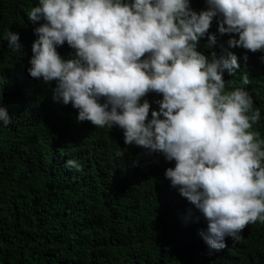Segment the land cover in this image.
Instances as JSON below:
<instances>
[{
    "label": "clouds",
    "instance_id": "clouds-1",
    "mask_svg": "<svg viewBox=\"0 0 264 264\" xmlns=\"http://www.w3.org/2000/svg\"><path fill=\"white\" fill-rule=\"evenodd\" d=\"M206 2L197 13L190 0H38L28 16L44 23L28 72L56 81L53 100L71 104L80 122L118 126L125 145L175 161L166 178L207 221L209 249L221 251L227 237L238 243L249 224H264V138L252 130L261 112L245 88L224 80L240 68L235 54L209 58L197 49L220 17L221 35L238 34L230 47L264 51V0ZM4 39L22 50L18 33L6 30ZM65 42L75 50L67 60L57 51ZM216 42L209 35L206 47ZM150 92L163 99L149 120ZM11 123L0 107V125ZM65 167L81 170L73 159Z\"/></svg>",
    "mask_w": 264,
    "mask_h": 264
},
{
    "label": "trees",
    "instance_id": "trees-1",
    "mask_svg": "<svg viewBox=\"0 0 264 264\" xmlns=\"http://www.w3.org/2000/svg\"><path fill=\"white\" fill-rule=\"evenodd\" d=\"M37 4L0 0V107L12 119L0 125V264H264V224H249L240 242L227 237L223 250L211 251L201 235L207 221L165 176L175 161L125 145L118 126L80 122L71 104L53 100L56 81L29 75L35 29L44 23L29 19ZM190 7L208 10L206 0ZM219 20L197 50L238 57L240 68L224 80L249 92L261 112L252 130L264 138V51L230 47L238 34L221 35ZM6 30L19 34L21 51L8 48ZM209 35L217 41L211 49ZM57 51L65 60L75 55L67 42ZM144 99L150 120L163 96ZM71 159L80 171L65 167Z\"/></svg>",
    "mask_w": 264,
    "mask_h": 264
}]
</instances>
